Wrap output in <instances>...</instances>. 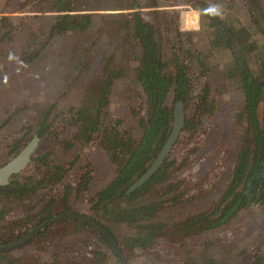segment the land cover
<instances>
[{
    "label": "rangeland",
    "instance_id": "374dc122",
    "mask_svg": "<svg viewBox=\"0 0 264 264\" xmlns=\"http://www.w3.org/2000/svg\"><path fill=\"white\" fill-rule=\"evenodd\" d=\"M25 1L0 0V17L8 16L12 19L10 28L1 29L6 38L3 42L0 41V168L16 155L11 154L13 141L21 140L23 149L36 134L39 112L55 106L53 145L48 146L41 141L33 161L19 176L42 177L45 168L38 174L37 160L46 155L44 162L61 163L64 166L62 184L75 185L77 188L79 176L83 173L82 168L86 166L83 170L91 172V190L79 194L74 190L71 203L75 205L77 213L92 217L94 212L90 200L111 182L114 167L97 142L71 150L66 148L65 143L75 141L74 129L70 131L67 126V113L70 108L79 106L86 88L93 87L94 81L103 77L106 69L118 66L124 69V76L116 81L111 97L108 109L111 124H115L116 120H123L122 126L126 124L128 98L132 102L138 101V105L142 102L139 96L141 88L135 71L139 49L129 38L117 37L115 31L122 20L119 16L131 12L126 9L131 7L134 0H72L77 8L76 12L71 13L94 14L91 29L86 33L58 35L53 38H49V31L55 21L54 15H58L51 9L56 0H28L27 7L21 9ZM208 1L211 6L218 7L220 13L226 10L234 14L236 25L247 27L253 35V40L264 43L263 35L250 23L245 0ZM260 1H263L264 6V0ZM138 2L147 14L146 18L153 20L155 9L145 7L148 0ZM157 2L160 3L158 10L175 13L167 25L162 26L163 37L175 42L181 40L183 50H191L193 56L185 57L188 59L186 61L192 59L197 65L196 69L199 65L196 63L197 59L205 60L213 79L210 86L213 87V95L218 102L214 119L204 120L197 139L189 142L181 139L180 144L173 148L171 153L172 158L179 164L172 182H177V179L186 184L182 190L185 197L177 205L166 204L160 214L161 218L157 221L172 225L195 214L206 211L212 213L224 201L233 203L240 194L242 188L240 183L235 182L233 169L243 135V130L236 121L241 92L234 89L232 84L229 85L224 70H219L233 63L232 52H212L209 49L207 26H202L201 14L195 4L178 5L174 0ZM41 15L43 17H36ZM194 25L199 27L197 33H192L191 27ZM177 33L181 35L177 36ZM25 45L30 46L28 50L23 49ZM35 52H41L35 62L21 61V55L24 53L32 55ZM256 54H249V64L251 70L258 73L260 63L252 58ZM141 114L145 115L146 111L142 109ZM263 114L264 110L261 109L260 116L263 117ZM209 121H214L215 128L208 125ZM63 185H59L60 188L56 187L55 190L49 187L48 190L40 192L36 202L43 197L50 198L60 194ZM244 198V206L245 203H253L242 206L243 209L232 215V220L224 226L200 236L184 239L183 245H172L170 241L159 240L149 251L136 249L129 255L132 257L130 263L245 264L254 253L264 256V205L261 204L263 197H256L253 191L246 192ZM30 204L31 201L26 205L24 202L18 203V210L24 212L28 208L30 212L33 209L31 214H34L33 212L41 206L35 201L32 206ZM13 206L15 205L5 201L0 202V211L3 207L9 210V220L17 218ZM67 226L60 225L53 229L49 239L43 242L46 246L42 247L43 252L40 249L39 252L34 251V247L20 251L26 258H40V264H49L46 255L52 254L51 251L64 253L67 256L63 260L69 264L68 262L77 256L104 249L95 233L76 229L71 224ZM114 231L119 234L129 233L124 226H117ZM1 239L0 242L4 238ZM110 262L116 263L115 260Z\"/></svg>",
    "mask_w": 264,
    "mask_h": 264
},
{
    "label": "trees",
    "instance_id": "16d2710c",
    "mask_svg": "<svg viewBox=\"0 0 264 264\" xmlns=\"http://www.w3.org/2000/svg\"><path fill=\"white\" fill-rule=\"evenodd\" d=\"M28 2L26 0L20 8L25 9ZM174 2L178 5L195 4L201 13L202 26H207L209 49L212 52L233 54V63L219 70H224L229 85L232 84L235 86L234 89L241 92L236 121L243 130V135L233 175L236 184L240 183L242 189L233 203L228 204L229 200L224 201L212 213L206 211L195 214L172 225L158 222L166 204L177 205L185 197L182 190L186 184L177 179V182H172L179 165L177 160L172 158L171 153L174 151L172 150L163 166L150 180L136 190L130 191L155 162L168 141L173 130L174 111L178 102L184 104L186 122L174 149L180 144L181 139L186 142L197 139L201 134L204 120L214 119L218 110V102L213 95V87L210 86L213 80L210 67L205 60L197 59L196 63L199 65L196 69L197 65L192 59L186 61L188 59L185 57L193 58V56L191 50H183V46L180 45L181 40L175 42L163 37L161 28L167 25L168 20L175 13L169 10L160 11L158 10L160 3L157 0H148L145 7L155 9L154 19L149 20L138 0H134L131 7L126 9L131 12L119 16L122 20L115 31L117 37L129 38L139 49L138 66L135 71L136 80L141 88L139 96L142 102L138 105V101L132 102L128 98L126 124L123 122L122 126L123 120H116L115 124H111L112 119L109 117L108 109L115 83L124 76V69L119 66L108 67L112 70L106 69L103 77L94 81L93 87L86 88L79 106L69 109L67 126L70 131L74 129L75 141L65 143L66 148L71 150L97 142L112 163L114 177L90 200L94 212L92 218L104 224L112 233L129 263L132 259L130 256L136 249L149 251L158 244L159 240L170 241L172 245H183L184 239L200 236L229 223L232 215L253 203L248 202L243 205L246 192L254 191L256 197H263L261 204L264 205V114L263 117L260 116V110H264V43L253 40V35L247 27L241 28L236 25L234 14L231 12L225 10L219 15L214 14L213 10L216 7L211 6L208 0H174ZM258 2L264 9L263 1L258 0ZM75 6L72 0L55 1L51 9L58 15H54L56 17L49 31V38L86 33L91 29L94 14H73L71 12H76ZM248 13L250 23L264 38L249 7ZM36 17L41 18L43 15ZM11 25V17H0L1 42L6 38L1 29H8ZM179 35L181 33H177V36ZM29 47L25 45L23 49L28 50ZM254 52L257 54L252 58H255L257 63L259 61L261 66L258 73L251 70L249 64V54ZM28 54L21 55L22 62H35L41 52ZM54 107L43 109L38 115L36 135L48 146L54 143V134H52ZM142 109L146 111L145 115L141 114ZM208 125L215 128L214 121H209ZM11 150V154L18 155L22 150V141L14 140ZM46 157L43 155L37 160V173L40 174L45 168L42 177L14 175L8 185L0 186V202L5 201L15 205L14 215L17 216L9 220V210L3 207L0 211V241L4 238L0 244L12 241L13 237H24L37 224L56 215L77 213L75 205L71 203L73 195L91 190V172L83 170L86 166L82 168L83 173L79 176L75 188L71 184H62L64 166L61 163L44 162ZM59 185H63L60 194L52 195L50 198L43 197L36 202L40 192L48 190L49 187L55 190L56 187L60 188ZM28 201H31V204L33 201L41 204L32 215L33 209L28 212L26 208L27 211L23 212L17 207L18 203L24 202L26 205ZM70 224L76 229L95 233L100 243L104 245V249L77 256L71 259L69 264H109L112 257L115 259L107 240L93 227L76 220H65L48 226L26 246L34 247V251L39 252L40 249L43 252L42 247H46L44 241L49 239L53 229L60 225L68 227L67 225ZM117 226H124L129 233H116L114 228ZM8 237H11V240L7 241ZM51 253L46 255L49 264H66V260L63 259L67 254L53 251ZM158 258L160 259L159 255ZM39 260L40 258H26V255L19 250L0 253V264H40ZM116 262L119 264L118 261ZM245 264H264V256L254 253Z\"/></svg>",
    "mask_w": 264,
    "mask_h": 264
},
{
    "label": "water",
    "instance_id": "95a60500",
    "mask_svg": "<svg viewBox=\"0 0 264 264\" xmlns=\"http://www.w3.org/2000/svg\"><path fill=\"white\" fill-rule=\"evenodd\" d=\"M247 5L252 12L261 32L264 34V10L259 4L258 0H246ZM185 109L182 102H178L175 106L174 111V124L172 133L166 142L163 150L158 155L155 162L151 167L146 171V173L131 187L130 191H134L137 188L143 186L151 177L163 166L168 155L174 148L177 140L182 134V131L185 127ZM40 144V138L35 136L30 143H28L18 155L12 158L7 164L0 168V186H6L12 180L14 175L21 174L32 162V158L37 152L38 146ZM64 220H76L83 222L94 229H96L109 243L112 247L115 255L118 257L121 264H130L128 260L124 257L120 246L118 245L116 239L113 237L112 233L101 223L97 222L91 217L78 213H67L60 216H55L36 229H34L30 234L24 238L12 242L7 245L0 246V253L5 251H12L19 247L26 245L30 242L38 233L44 230L46 227L53 225L57 222Z\"/></svg>",
    "mask_w": 264,
    "mask_h": 264
},
{
    "label": "flooded vegetation",
    "instance_id": "af4514ba",
    "mask_svg": "<svg viewBox=\"0 0 264 264\" xmlns=\"http://www.w3.org/2000/svg\"><path fill=\"white\" fill-rule=\"evenodd\" d=\"M246 3H247V2H246ZM247 6H248V5H247ZM261 7H262V5H261ZM263 7H264V6H263ZM263 10H264V9H263ZM199 12H200V11H199ZM200 14H201V13H200ZM201 30H202V29H201ZM192 33H197V32H194V30H193ZM173 124H174V123H173ZM35 136H37V135L35 134ZM35 136H34V137H35ZM37 137H38V136H37ZM38 138H39V137H38ZM31 141H32V140H31ZM177 141H178V140H177ZM40 142H41V139H40ZM29 143H30V142H29ZM37 150H38V149H37ZM172 150H173V149H172ZM171 152H172V151H171ZM171 152H170V153H171ZM169 155H170V154H169ZM169 155H168V156H169ZM32 160H33V159H32ZM30 164H31V163H30ZM72 186H75V185H72ZM63 214H67V213H63ZM78 214H79V213H78ZM31 215H32V214H31ZM60 215H62V214H60ZM60 215H56V216H60ZM82 215H83V214H82ZM86 216H87V215H86ZM54 217H55V216H54ZM88 217H91V216H88ZM52 218H53V217H52ZM91 218H92V217H91ZM50 219H51V218H50ZM93 219H94V218H93ZM48 220H49V219H48ZM48 220H46V221H48ZM94 220H95V219H94ZM46 221H45V222H46ZM64 221H65V220H64ZM96 221H97V220H96ZM45 222H43V223H45ZM60 222H61V221H60ZM97 222H99V221H97ZM43 223H41V224H37L36 227H35L34 229H36L37 227H39V226L42 225ZM57 223H58V222H57ZM99 223H101V222H99ZM101 224H102V223H101ZM102 225H104V224H102ZM50 226H51V225H50ZM46 228H47V227H46ZM34 229H33V230H34ZM33 230H32V231H33ZM32 231H31V232H32ZM42 231H43V230H42ZM31 232H30V233H31ZM30 233H28V234H30ZM28 234H26L25 236H27ZM38 234H39V233H38ZM38 234H37V235H38ZM37 235H36V236H37ZM25 236H24V237H25ZM36 236H35V237H36ZM24 237H22V238H24ZM35 237H34L33 239H35ZM14 238H15V237H13V240H12V241H10V242H8V243H6V244H0V246H1V245H7V244H10V243H12V242H15V241H18V240L22 239V238H18V237H16L15 239H14ZM6 239H7V241H9V240H11V237H8V238H6ZM33 239H32V240H33ZM32 240H31V241H32ZM116 241H117V240H116ZM29 243H30V242H28L26 245H28ZM117 243H118V242H117ZM108 244H109V243H108ZM26 245H24V246H22V247H19V248L15 249V250H12V251H18V250L20 251L21 249H26V248H28ZM118 245H119V244H118ZM110 247H111V246H110ZM111 248H112V247H111ZM120 249H121V247H120ZM112 250H113V249H112ZM121 250H122V249H121ZM12 251H10V252H12ZM5 252H7V251H5ZM122 252H123V250H122ZM113 253H114V251H113ZM123 254H124V252H123ZM114 255H115V253H114ZM110 256H111V255H110ZM124 257L126 258L125 254H124ZM126 259H127V258H126ZM112 260H115V262L118 261V263L121 264V263L119 262V259H118V257H117L116 255H115V259L112 257L110 261H112ZM110 264H111V263H110ZM115 264H117V262H116ZM130 264H131V263H130Z\"/></svg>",
    "mask_w": 264,
    "mask_h": 264
},
{
    "label": "clouds",
    "instance_id": "9594fccd",
    "mask_svg": "<svg viewBox=\"0 0 264 264\" xmlns=\"http://www.w3.org/2000/svg\"><path fill=\"white\" fill-rule=\"evenodd\" d=\"M214 14H217V15H219L220 14V10H219V8L217 7V8H215L214 10Z\"/></svg>",
    "mask_w": 264,
    "mask_h": 264
},
{
    "label": "crops",
    "instance_id": "0c3cea01",
    "mask_svg": "<svg viewBox=\"0 0 264 264\" xmlns=\"http://www.w3.org/2000/svg\"><path fill=\"white\" fill-rule=\"evenodd\" d=\"M195 23H197V21H195ZM191 28H192V30H194V32H197L199 30V27H196L195 25Z\"/></svg>",
    "mask_w": 264,
    "mask_h": 264
}]
</instances>
